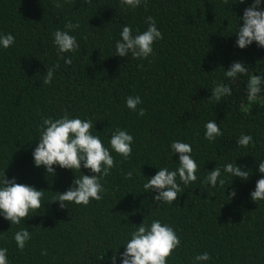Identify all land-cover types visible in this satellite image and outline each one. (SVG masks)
<instances>
[{
  "label": "trees",
  "instance_id": "16d2710c",
  "mask_svg": "<svg viewBox=\"0 0 264 264\" xmlns=\"http://www.w3.org/2000/svg\"><path fill=\"white\" fill-rule=\"evenodd\" d=\"M252 2L147 0L145 7L142 0L133 9L121 0H0V34L15 37L11 47L0 45V181L5 173L9 180L44 190L41 208L30 210L19 225L0 215V248L8 249V264H111L113 255L122 264L120 254L144 220L149 225L160 220L180 238L166 264H264V200L255 202L250 195L262 176L264 83L255 101L247 97L250 76L264 77V48L253 42L240 49L235 35ZM149 16L163 35L153 54L141 59L115 55L122 28L142 33ZM69 21L79 24L70 32L79 48L58 54L53 33ZM235 61L246 65L248 75L225 76ZM48 68H55L54 77L44 84ZM221 82L231 87V95L209 100ZM129 96H140L137 111L127 107ZM65 114L91 120V133L115 160L102 178V199H90L86 206L66 202L61 208L58 201L50 202L76 176L93 175L90 169L74 172L54 165L55 175H48L32 155L42 117ZM209 120L223 132L215 141L205 138ZM117 128L134 137L128 159L111 149ZM241 134H250L254 143L238 145ZM177 140L192 146L198 179L184 185L177 177L178 200L157 202V193L143 185L161 167L178 168L179 154L171 149ZM235 162L249 171L247 181L222 171L223 187L204 183L208 171ZM129 171L132 178L126 179ZM233 189L237 194L230 200ZM24 228L31 239L21 251L14 235ZM204 252L210 260L194 261Z\"/></svg>",
  "mask_w": 264,
  "mask_h": 264
},
{
  "label": "clouds",
  "instance_id": "9594fccd",
  "mask_svg": "<svg viewBox=\"0 0 264 264\" xmlns=\"http://www.w3.org/2000/svg\"><path fill=\"white\" fill-rule=\"evenodd\" d=\"M82 3H89L90 0H81ZM245 0H239L244 3ZM121 3L129 8H137L142 0H121ZM145 7L147 0H143ZM227 3V0H225ZM262 0H253L252 4L244 9L242 19L243 24L239 23L236 36V45L240 49H245L253 42L258 47L264 48V9H261ZM56 7H60L56 3ZM147 30L142 33L133 34L130 26H124L120 32V37L115 44L116 54L121 57L129 56L141 59L147 58L153 54V45L156 41L162 40V32L156 26L155 18L147 17ZM79 27V24H73L69 21L64 26V30L57 29L53 33L54 44L57 46L58 54L75 52L79 48L77 38L70 32ZM15 42L12 34H0V45L3 48L11 47ZM62 59H65L61 56ZM66 64H71L70 58L65 59ZM59 67V64L56 65ZM142 67V65H141ZM55 68H48L43 81L44 84H51L54 77ZM225 76L235 79L238 74L248 75V68L242 61H235L228 70H225ZM264 83V77L260 75H251L247 82V97L249 102L255 101L261 92V85ZM212 96L209 100L217 102L222 101V97L230 96L232 89L224 83H217L211 89ZM142 103L140 96H129L126 100L127 107L132 111H137L138 105ZM138 114L145 115V109L139 108ZM93 122L91 120H81L80 118H69L67 114L59 119L42 117L41 134L32 155L36 167L44 166L47 174L55 175L54 165L63 169H71L74 172L81 168L90 169L93 175H82L73 181V185L63 193L57 192L58 196L52 202H59L61 208L66 207V202H74L77 205H88L90 199L97 201L102 199V193L105 191L102 178L110 174V170L115 166V160L108 148H106L99 136L93 135L91 129ZM205 138L209 141H215L223 132L216 120H209L205 124ZM134 137L127 131L117 128L111 135V149L116 153L128 159L132 155V144ZM238 145L247 148L253 142L250 134H241L237 141ZM171 149L179 154V166L176 170L170 171L167 167L159 168V171L147 179L143 185L148 192L157 193L154 200L157 202L173 203L178 200L182 192L180 184L177 183V177L184 185L197 181L196 175L198 164L192 157V146L189 143L179 140L171 143ZM222 171L231 174L233 177H239L247 181L250 177L249 171L244 166H238L235 163H227L223 166H216L208 171L204 180L205 184H210L213 188L223 187L225 179L222 178ZM259 172L261 178L256 181L255 190L251 192V199L255 202L264 200V160L259 162ZM133 173L129 171L126 179H131ZM0 215L11 224L19 225L22 220L29 216L30 210H38L42 206L44 190H38L28 184L17 183L15 178L7 179L4 173L3 180L0 181ZM237 194L233 189L230 200ZM211 195V194H210ZM18 248L23 251L26 243L31 239V233L27 228L17 231L14 235ZM181 244V240L175 230L162 223L160 220H153L149 225L145 220L132 233L131 239L126 242L125 251L120 254L122 264H166L167 259L172 256ZM7 248H0V264H8ZM46 255V251L42 253ZM210 254L204 252L196 255L194 261L205 262L210 260ZM111 264H116L117 256L113 255Z\"/></svg>",
  "mask_w": 264,
  "mask_h": 264
}]
</instances>
